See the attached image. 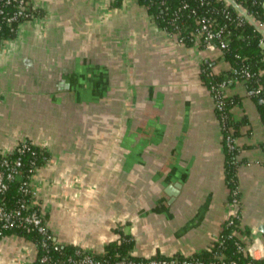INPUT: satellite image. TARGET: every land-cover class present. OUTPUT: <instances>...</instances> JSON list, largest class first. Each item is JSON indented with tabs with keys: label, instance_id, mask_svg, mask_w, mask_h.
<instances>
[{
	"label": "crops",
	"instance_id": "0c3cea01",
	"mask_svg": "<svg viewBox=\"0 0 264 264\" xmlns=\"http://www.w3.org/2000/svg\"><path fill=\"white\" fill-rule=\"evenodd\" d=\"M27 1L41 14L0 47V151L29 141L49 154L31 184L54 241L101 254L117 229L132 236L137 258L208 248L237 211L201 80L203 63L212 74L228 69L220 53L184 46L136 0L118 9L110 0ZM245 93L243 82L226 90L241 99L232 109L249 122L241 132L251 130L235 140L248 231L240 238L245 253L255 246L251 257L264 259V129ZM175 186L171 200L165 189ZM35 256L22 237L0 240V264H32Z\"/></svg>",
	"mask_w": 264,
	"mask_h": 264
},
{
	"label": "trees",
	"instance_id": "16d2710c",
	"mask_svg": "<svg viewBox=\"0 0 264 264\" xmlns=\"http://www.w3.org/2000/svg\"><path fill=\"white\" fill-rule=\"evenodd\" d=\"M123 0H110V6L118 9ZM137 4L146 9L150 21L156 27L168 35L176 36L178 41L186 47H192L195 44L194 36L198 28L197 17L201 15H210L212 19L221 25L226 26L228 39V50L221 56L223 62L228 66V70H224L219 74H212L209 64L203 63L201 66V80L208 91L211 87L224 80L232 77L230 70L232 69H247L249 72L255 74L247 82H243L245 88L252 89L258 84L264 83V75L259 73L264 72V48L260 46L263 41V36L253 23L260 24L264 22V0H235L240 7L251 16L252 21L242 19L238 24V13L230 6H228L229 19H226L222 13L227 5L223 0H136ZM163 2V4H161ZM186 6L185 9L183 7ZM16 11V3H7L6 0H0V47L3 41L15 38L17 27L24 21L20 18L6 25L5 19ZM34 16L41 13L32 9L30 11ZM177 12L178 17L174 13ZM194 12V13H193ZM180 42V41H179ZM198 47L203 49L206 47L202 41L199 42ZM241 81V80H239ZM235 83L229 85L232 87ZM259 98H264V89L256 97L250 99L254 103L258 112L260 122L264 129V105L258 103ZM224 109L222 112L215 110L217 120H221V146L224 154V181L227 189V201L231 204L233 199L238 200L237 211L235 215H231L221 225V230L218 233L216 240L213 241L208 248L200 250L189 257L183 258L176 255L173 259L182 261L199 260L203 262L213 261L215 264L219 263V257H223L225 262H235L236 264H264V259H254L243 251L245 244L241 241V236H248V231L241 227V213H240V192L237 179V170L243 161L238 160L240 150L233 145L230 148L227 145V138L236 140L242 135H250V129L245 133L241 130L248 126L246 117L236 120L233 117L232 109L241 104V99L237 96H227L223 99ZM25 146L23 152L20 148ZM258 147L264 149V142L259 143ZM247 148L243 147L242 149ZM21 159V166L17 169V175L6 182V190L2 194L0 204L6 209H12L18 201L27 196H23L19 192V188L23 182L27 181L36 169L41 168L49 159V154L31 144L29 141L19 142L12 151L7 154L6 159L12 163L17 158ZM1 159V157H0ZM4 172L7 169L2 168ZM33 211L39 212L37 208ZM1 224V223H0ZM0 233L2 236L16 235L30 241L36 248V256L32 264H41L43 257L47 258L49 264H77L79 257L76 256L75 251L78 249L73 246H63L57 244L53 240L48 241V249H43L40 244L42 236L35 230L29 229H2L0 226ZM114 233L118 234V238L108 242L101 254H88L100 261L102 264H118L119 262L133 261L138 264L149 259L137 258L131 255L134 248L135 241L131 235H124L117 229ZM57 249H53V245ZM168 257H162L159 254L150 258L154 260H163ZM73 261V262H70Z\"/></svg>",
	"mask_w": 264,
	"mask_h": 264
},
{
	"label": "built area",
	"instance_id": "2783aa9c",
	"mask_svg": "<svg viewBox=\"0 0 264 264\" xmlns=\"http://www.w3.org/2000/svg\"><path fill=\"white\" fill-rule=\"evenodd\" d=\"M235 1V0H234ZM243 1V0H239ZM7 3L15 2L16 3V11L8 16L4 21L6 25H10L11 22L15 21L16 19L20 18L24 22L31 21L35 17L30 12L32 10V7L29 5L27 0H6ZM163 4V2L161 3ZM226 7L222 9V13L225 16L226 19H229V12H228V4L226 3ZM240 6V5H239ZM186 6L183 7L185 9ZM194 13V12H193ZM246 13V12H245ZM177 12L174 13L175 17H178ZM239 18L238 24L242 22V19L249 18L252 21V18L250 15L246 13V16H243L238 13ZM197 24L198 28L196 29V34L194 36L195 44L194 46L199 48V42L202 41L207 46L212 45L222 56L224 52L228 50V39L226 38L227 34V28L224 25L219 24L215 20L212 19V16L210 15H201L197 17ZM258 28L262 29L264 31V22L257 24ZM180 39V43H181ZM264 40V36H263ZM260 46L264 48L263 41L260 42ZM228 70V69H227ZM232 73V77L224 80L216 85V87L212 86L209 93L211 95L212 101H213V107L214 110H217L218 112H222L224 109V103L223 99L227 97L226 90L229 88V85L232 83H238V82H247L251 78H254L256 76L255 74L249 72L247 69H232L230 70ZM259 75H264V72L259 73ZM241 80V81H239ZM246 89V96L256 97L260 94L261 91L264 89V83L258 84L257 87L252 89ZM258 103L264 105V98H259ZM221 128V120H218ZM227 145L230 146V148H233L232 146L235 145V140H232L231 138H227L226 140ZM233 143V145H232ZM15 147V146H14ZM13 147V148H14ZM9 149L7 151H0V201L2 199V194L6 190V182L12 180L15 175H17V169L21 166V159L18 157L15 159L12 163H9V161L6 159L7 154H9L12 149ZM25 146H22L20 148V151L23 152L25 150ZM2 168L7 169L6 172L2 170ZM38 169L35 170V172ZM35 172L29 177V179L22 183V185L19 188V192L23 194V196H27V199L23 198L18 201V204L12 208V209H6L4 206L0 204V226L2 229H25L28 231L29 229L35 230L39 235L42 236V242L40 246L43 249H48V241L53 240V235L48 230V227L40 214V210L37 208V205L35 203V192L32 190V177L35 174ZM238 200L233 199L231 201L230 206L237 208ZM34 208H37L39 212L33 211ZM236 212V209H235ZM235 212L232 215H235ZM7 236H2L0 233V240L5 238ZM53 249H57V246L53 245ZM256 250V247L253 246L252 249H250L249 256H252L253 253ZM262 251L259 248V252L262 253ZM76 256L79 257V260L77 261V264H102L100 261H97L93 255L88 254L86 251L78 248L75 251ZM41 264H49L46 257H43L41 259ZM73 262V261H70ZM118 264H136L133 261L128 262H119ZM138 264H215V262H203L199 260H188L183 259L182 261H177L171 257L163 260H154L149 259L145 262H140ZM218 264H236L235 262H225L223 257H219V263Z\"/></svg>",
	"mask_w": 264,
	"mask_h": 264
},
{
	"label": "water",
	"instance_id": "95a60500",
	"mask_svg": "<svg viewBox=\"0 0 264 264\" xmlns=\"http://www.w3.org/2000/svg\"><path fill=\"white\" fill-rule=\"evenodd\" d=\"M225 3H227L230 7H232L237 13L243 15V16H246V13L245 11L234 1V0H223ZM249 21H251L249 18H247ZM255 26H257L256 23H253ZM257 29L259 30V32L262 34V36H264V31L260 28H258L257 26ZM179 187L178 186H175V187H169L167 189H165V194L171 198V200H173L174 198H176L179 194ZM259 230L261 232L264 231V225H261L259 227Z\"/></svg>",
	"mask_w": 264,
	"mask_h": 264
},
{
	"label": "rangeland",
	"instance_id": "374dc122",
	"mask_svg": "<svg viewBox=\"0 0 264 264\" xmlns=\"http://www.w3.org/2000/svg\"><path fill=\"white\" fill-rule=\"evenodd\" d=\"M10 81H11V80H10ZM10 86H12V84H11ZM13 90L15 91L16 89L14 88ZM16 92H17V91H16ZM5 111L9 112L10 110L5 108Z\"/></svg>",
	"mask_w": 264,
	"mask_h": 264
}]
</instances>
